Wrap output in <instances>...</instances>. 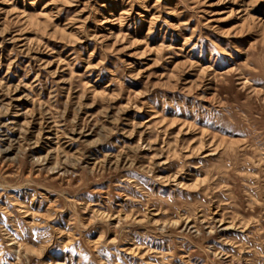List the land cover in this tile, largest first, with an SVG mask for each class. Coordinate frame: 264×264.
<instances>
[{
    "label": "rangeland",
    "instance_id": "374dc122",
    "mask_svg": "<svg viewBox=\"0 0 264 264\" xmlns=\"http://www.w3.org/2000/svg\"><path fill=\"white\" fill-rule=\"evenodd\" d=\"M0 264H264V0H0Z\"/></svg>",
    "mask_w": 264,
    "mask_h": 264
}]
</instances>
